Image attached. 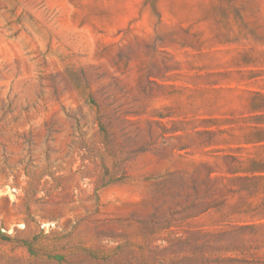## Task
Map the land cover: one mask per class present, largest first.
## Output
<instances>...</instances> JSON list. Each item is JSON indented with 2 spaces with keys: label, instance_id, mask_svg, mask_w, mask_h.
<instances>
[{
  "label": "rangeland",
  "instance_id": "obj_1",
  "mask_svg": "<svg viewBox=\"0 0 264 264\" xmlns=\"http://www.w3.org/2000/svg\"><path fill=\"white\" fill-rule=\"evenodd\" d=\"M0 264H264V0H0Z\"/></svg>",
  "mask_w": 264,
  "mask_h": 264
}]
</instances>
